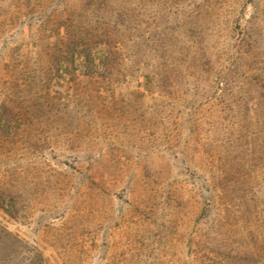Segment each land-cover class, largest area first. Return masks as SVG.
Instances as JSON below:
<instances>
[{"label": "rangeland", "instance_id": "obj_1", "mask_svg": "<svg viewBox=\"0 0 264 264\" xmlns=\"http://www.w3.org/2000/svg\"><path fill=\"white\" fill-rule=\"evenodd\" d=\"M0 226V264H264V0H0Z\"/></svg>", "mask_w": 264, "mask_h": 264}, {"label": "trees", "instance_id": "obj_2", "mask_svg": "<svg viewBox=\"0 0 264 264\" xmlns=\"http://www.w3.org/2000/svg\"><path fill=\"white\" fill-rule=\"evenodd\" d=\"M75 54L77 55V57H79V59H81L84 68L87 69L89 73L92 74L93 71L98 70V65L95 63V55L92 53L89 47L86 46ZM75 54H72V57L75 56ZM110 58L111 55L107 54L103 56L102 60L100 61L101 66L104 70L109 69ZM17 243H19L18 238L15 237L11 232L0 226V254L1 252L2 254L9 252L8 256L11 255L14 248L19 247Z\"/></svg>", "mask_w": 264, "mask_h": 264}]
</instances>
